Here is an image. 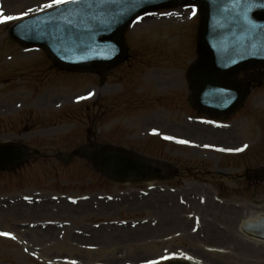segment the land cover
<instances>
[{
  "label": "rangeland",
  "instance_id": "374dc122",
  "mask_svg": "<svg viewBox=\"0 0 264 264\" xmlns=\"http://www.w3.org/2000/svg\"><path fill=\"white\" fill-rule=\"evenodd\" d=\"M15 2L0 12L20 16L32 9L23 20L50 0ZM191 14L193 9L180 8L144 16V24L126 35L128 61L104 79L53 70L44 53L9 39V28L20 20L0 24V143H20L38 153L30 166L0 172V233L22 236H0V264H167L186 258L239 264L231 259L237 251L249 260L248 250L237 249L236 241L245 240L236 230L218 223L238 239L212 232L208 238L200 227L212 221L208 199L264 210V181L247 174L264 165V87L254 88L228 121L203 122L188 103L185 72L197 57L200 19ZM91 107L86 116L98 114L99 107L107 111L94 125L95 142L169 164L177 175L118 185L84 160L64 166L56 156L86 143L83 118ZM162 205L185 210L176 207L171 214ZM34 206L41 215L31 213ZM48 223L66 226L51 240L45 234L28 237L35 248L24 242V226L44 231Z\"/></svg>",
  "mask_w": 264,
  "mask_h": 264
},
{
  "label": "water",
  "instance_id": "95a60500",
  "mask_svg": "<svg viewBox=\"0 0 264 264\" xmlns=\"http://www.w3.org/2000/svg\"><path fill=\"white\" fill-rule=\"evenodd\" d=\"M167 2L152 0L146 9L173 6ZM196 3L202 10V25L200 59L191 69L189 78L195 91L192 101L211 115L224 111L228 114L242 104L247 93L246 87L230 84L228 80L243 70L264 65L262 44H258V36L262 38L264 32V0H196ZM146 9L141 8L139 12V8H133L131 18L119 17L111 22L116 24L111 30L105 22L92 21L89 13L85 15L87 22L81 23L82 20L66 19L70 12H64L52 21H42L40 27L30 26L26 34L36 40L34 44L45 48L62 69L105 71L124 60L126 47L123 36L128 22ZM111 48H114V53L119 52L117 56L110 54ZM108 56L110 58L106 60ZM238 56L242 59L236 60ZM216 105L221 107H214ZM19 149L13 145L0 146V169L19 166L27 158V153ZM78 155L90 159L98 171L114 181L141 182L157 175L156 171L153 172L154 165L122 152L84 149ZM256 173L257 178L264 180V172Z\"/></svg>",
  "mask_w": 264,
  "mask_h": 264
},
{
  "label": "bare ground",
  "instance_id": "6f19581e",
  "mask_svg": "<svg viewBox=\"0 0 264 264\" xmlns=\"http://www.w3.org/2000/svg\"><path fill=\"white\" fill-rule=\"evenodd\" d=\"M15 1L16 0H3L2 2L3 5L9 7V5L14 6V4L16 3ZM140 24H144L143 21L136 23L133 27H137ZM206 204L209 205V211L213 212L212 221L207 222V227L206 225L204 226L203 222L202 223L200 222L201 223L200 228H202L204 231L205 229H207V231L209 232L207 237L209 238V234H211L212 232V234H221V235H225L226 237L228 234H231L232 236H235L236 239H238V236L236 235L235 231L233 232L226 230L223 231L218 227V223H223L226 229L233 228L238 233H240L243 239L246 241L245 242V241L237 240L236 242H238L239 244V247L237 249L240 248L243 249L244 247L246 250H248L251 253V256H249L250 258L247 262L242 261L240 259L241 258L240 254L236 249L237 253H234V255L231 256V259H237L238 260L237 262L239 264H264V210L257 211L252 207L249 208L244 207L240 210L234 208L233 206H224L217 204L213 201H210V199L206 200ZM176 207H178L180 210L183 211L185 210L184 206L176 205ZM176 207L168 208L162 205V207L160 208L166 210V212L168 213L173 214V212L176 211ZM35 208L36 206L31 208V213L41 215L36 210H34ZM41 209L42 207H40V210ZM55 232H57V229L54 226L52 228H49L45 232L40 229H35V230L28 229L25 235L26 236L25 239H27L28 237L32 238L33 236L42 237V235L45 234L46 237L50 238L51 240V237L55 236ZM215 240L218 239L216 238ZM207 250L211 251L208 248ZM246 254L248 255V253ZM257 256H260L261 260L256 258ZM149 260L151 259L143 260L142 262Z\"/></svg>",
  "mask_w": 264,
  "mask_h": 264
},
{
  "label": "snow or ice",
  "instance_id": "6c2138e0",
  "mask_svg": "<svg viewBox=\"0 0 264 264\" xmlns=\"http://www.w3.org/2000/svg\"><path fill=\"white\" fill-rule=\"evenodd\" d=\"M82 2H86V0H50L49 3H46L43 5L44 8H52L53 6H61V5H68V4H74V5H78L81 4ZM32 9H28L27 12L22 13L20 16H7L4 15L3 12H0V24L9 22V21H13V20H20L22 19L24 16L28 15V12H31ZM195 14V9H193V15ZM165 139H173L172 137H165ZM179 143H183V144H187L189 143L188 141L185 140H181L179 141ZM0 236H11L10 233H0ZM11 238H15V237H11ZM154 264V262H153Z\"/></svg>",
  "mask_w": 264,
  "mask_h": 264
}]
</instances>
